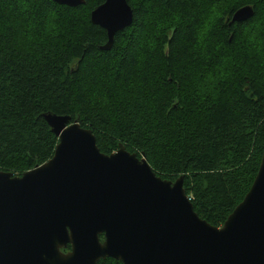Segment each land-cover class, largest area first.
Masks as SVG:
<instances>
[{
	"label": "trees",
	"instance_id": "trees-1",
	"mask_svg": "<svg viewBox=\"0 0 264 264\" xmlns=\"http://www.w3.org/2000/svg\"><path fill=\"white\" fill-rule=\"evenodd\" d=\"M104 1L0 0V169L49 160L59 137L44 113L67 115L102 152L123 143L163 178L183 175L196 212L222 226L264 151V51L244 37L248 23L264 24V0H128L133 22L107 50L91 19ZM248 4L252 17L231 22ZM213 8L221 15L200 39ZM222 62L228 75L213 85Z\"/></svg>",
	"mask_w": 264,
	"mask_h": 264
},
{
	"label": "water",
	"instance_id": "water-1",
	"mask_svg": "<svg viewBox=\"0 0 264 264\" xmlns=\"http://www.w3.org/2000/svg\"><path fill=\"white\" fill-rule=\"evenodd\" d=\"M253 14L244 5L231 22ZM91 19L107 30V50L133 8L105 0ZM44 118L59 137L54 155L22 174L0 169V264H264V151L249 191L216 226L194 209L183 175L163 178L123 143L102 152L93 130L70 116Z\"/></svg>",
	"mask_w": 264,
	"mask_h": 264
},
{
	"label": "clouds",
	"instance_id": "clouds-1",
	"mask_svg": "<svg viewBox=\"0 0 264 264\" xmlns=\"http://www.w3.org/2000/svg\"><path fill=\"white\" fill-rule=\"evenodd\" d=\"M220 13L213 8L209 20L205 23L203 29L199 33V38L204 39L212 31L213 23L220 17ZM244 37L246 43L249 45L251 50L256 52L264 51V24L258 23L255 20L248 23L244 29ZM228 75L226 67L222 62L217 66L215 73H209L207 80L213 85L226 78Z\"/></svg>",
	"mask_w": 264,
	"mask_h": 264
},
{
	"label": "flooded vegetation",
	"instance_id": "flooded-vegetation-1",
	"mask_svg": "<svg viewBox=\"0 0 264 264\" xmlns=\"http://www.w3.org/2000/svg\"><path fill=\"white\" fill-rule=\"evenodd\" d=\"M67 250V249H66Z\"/></svg>",
	"mask_w": 264,
	"mask_h": 264
}]
</instances>
